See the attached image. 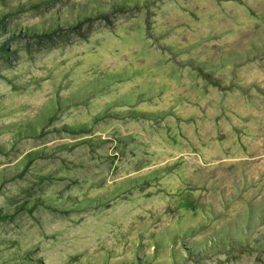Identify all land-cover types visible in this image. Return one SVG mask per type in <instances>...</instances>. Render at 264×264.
Returning a JSON list of instances; mask_svg holds the SVG:
<instances>
[{
	"label": "rangeland",
	"instance_id": "obj_1",
	"mask_svg": "<svg viewBox=\"0 0 264 264\" xmlns=\"http://www.w3.org/2000/svg\"><path fill=\"white\" fill-rule=\"evenodd\" d=\"M0 264H264V0H0Z\"/></svg>",
	"mask_w": 264,
	"mask_h": 264
}]
</instances>
